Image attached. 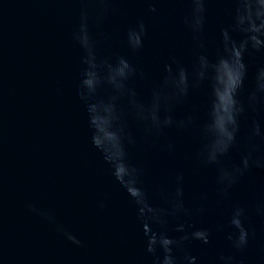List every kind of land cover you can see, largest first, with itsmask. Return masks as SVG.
Instances as JSON below:
<instances>
[{
	"label": "water",
	"instance_id": "water-1",
	"mask_svg": "<svg viewBox=\"0 0 264 264\" xmlns=\"http://www.w3.org/2000/svg\"><path fill=\"white\" fill-rule=\"evenodd\" d=\"M0 264H264V0H0Z\"/></svg>",
	"mask_w": 264,
	"mask_h": 264
}]
</instances>
